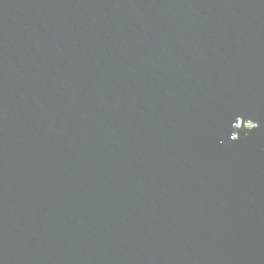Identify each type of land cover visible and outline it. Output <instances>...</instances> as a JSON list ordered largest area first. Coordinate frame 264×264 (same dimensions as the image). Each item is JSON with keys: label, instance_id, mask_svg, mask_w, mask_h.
<instances>
[{"label": "water", "instance_id": "obj_1", "mask_svg": "<svg viewBox=\"0 0 264 264\" xmlns=\"http://www.w3.org/2000/svg\"><path fill=\"white\" fill-rule=\"evenodd\" d=\"M0 264H264V0H0Z\"/></svg>", "mask_w": 264, "mask_h": 264}, {"label": "rangeland", "instance_id": "obj_2", "mask_svg": "<svg viewBox=\"0 0 264 264\" xmlns=\"http://www.w3.org/2000/svg\"><path fill=\"white\" fill-rule=\"evenodd\" d=\"M239 123H240L239 125H242V121H239ZM245 126H250V128L252 129L253 127H255V124L254 123H251V124H246ZM235 136L238 137L237 134Z\"/></svg>", "mask_w": 264, "mask_h": 264}, {"label": "trees", "instance_id": "obj_3", "mask_svg": "<svg viewBox=\"0 0 264 264\" xmlns=\"http://www.w3.org/2000/svg\"><path fill=\"white\" fill-rule=\"evenodd\" d=\"M245 125H246L245 123H242L241 126H242V127H250V126H245Z\"/></svg>", "mask_w": 264, "mask_h": 264}, {"label": "bare ground", "instance_id": "obj_4", "mask_svg": "<svg viewBox=\"0 0 264 264\" xmlns=\"http://www.w3.org/2000/svg\"><path fill=\"white\" fill-rule=\"evenodd\" d=\"M246 124H249V123H246ZM256 125V124H255Z\"/></svg>", "mask_w": 264, "mask_h": 264}, {"label": "clouds", "instance_id": "obj_5", "mask_svg": "<svg viewBox=\"0 0 264 264\" xmlns=\"http://www.w3.org/2000/svg\"><path fill=\"white\" fill-rule=\"evenodd\" d=\"M249 124H251V123H249Z\"/></svg>", "mask_w": 264, "mask_h": 264}]
</instances>
